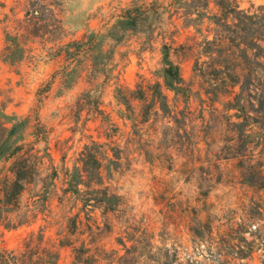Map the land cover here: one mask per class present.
<instances>
[{
	"label": "rangeland",
	"instance_id": "rangeland-1",
	"mask_svg": "<svg viewBox=\"0 0 264 264\" xmlns=\"http://www.w3.org/2000/svg\"><path fill=\"white\" fill-rule=\"evenodd\" d=\"M173 6L0 0V105L28 120L0 160V264H74L82 247L84 264H264V0Z\"/></svg>",
	"mask_w": 264,
	"mask_h": 264
},
{
	"label": "trees",
	"instance_id": "trees-1",
	"mask_svg": "<svg viewBox=\"0 0 264 264\" xmlns=\"http://www.w3.org/2000/svg\"><path fill=\"white\" fill-rule=\"evenodd\" d=\"M172 4H174L173 8L176 9H187L190 10L191 12L196 10V14L198 17H202L204 13L207 12L208 6H209V0H196V2H191V3H182V0H171ZM177 5V7H175ZM148 11L147 8L143 9V11ZM39 10L34 9L31 11L30 14L33 16H38ZM188 15V13H186ZM147 15V12H146ZM141 18V8L137 7L135 8H130L125 11H123V15L118 19V29L119 31H132L135 30L136 26L138 25L137 21ZM191 24H194L195 21L191 20L189 21ZM96 37L95 35H93ZM98 36V35H97ZM76 44L78 47H90V40H86L81 43H73L72 45ZM165 54L162 60V74H163V80H164V85L166 89L173 91L178 87V84L180 82V72H179V66L174 64L170 59H169V52H168V47L165 46ZM18 46H12L10 51L8 52L7 55H5L4 58H7L11 60L12 62H16L19 60V57H12L16 54V51H18ZM68 52V51H67ZM124 105L130 106L129 101H124ZM141 120L137 121L136 119H130L132 120V126L135 128L137 126H142L143 123V117L140 115ZM129 119V118H128ZM27 119H20L18 117L14 116H9L7 115L1 105H0V160L2 159H7L10 157L15 156L18 154L20 151L23 149V132L25 130L26 124H27ZM140 130L137 131L139 133ZM88 153H85L82 155L84 159L88 158ZM83 170L84 172L87 173L86 167L87 163L84 162L83 164ZM97 177L100 179V173L98 172ZM246 179L247 183L250 184H255L254 178L255 176L251 175L250 177H247ZM102 196V209L103 213L105 214L106 218L108 219L107 215L109 212L113 210V208L117 205L119 197L114 195V194H109L107 189H104L100 192ZM73 221V225L75 226V220ZM72 243L70 241H66L64 245L70 246ZM82 247V246H81ZM72 253L74 254V264H84L85 260L83 259L84 255V247L82 248H73ZM100 258V256H99ZM15 263L18 262L16 258H14ZM102 263L103 264H110L109 262H106L105 259L100 258L97 261L94 260L93 264ZM114 260L112 261V263Z\"/></svg>",
	"mask_w": 264,
	"mask_h": 264
}]
</instances>
